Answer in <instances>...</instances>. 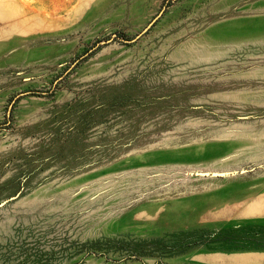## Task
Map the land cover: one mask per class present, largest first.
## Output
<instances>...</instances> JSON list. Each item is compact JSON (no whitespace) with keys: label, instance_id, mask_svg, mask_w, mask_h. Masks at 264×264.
<instances>
[{"label":"rangeland","instance_id":"374dc122","mask_svg":"<svg viewBox=\"0 0 264 264\" xmlns=\"http://www.w3.org/2000/svg\"><path fill=\"white\" fill-rule=\"evenodd\" d=\"M0 264H264V0H0Z\"/></svg>","mask_w":264,"mask_h":264}]
</instances>
